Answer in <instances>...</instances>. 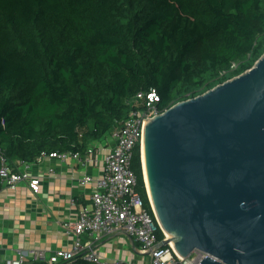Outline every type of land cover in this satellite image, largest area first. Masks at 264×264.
Returning <instances> with one entry per match:
<instances>
[{"label": "trees", "instance_id": "trees-1", "mask_svg": "<svg viewBox=\"0 0 264 264\" xmlns=\"http://www.w3.org/2000/svg\"><path fill=\"white\" fill-rule=\"evenodd\" d=\"M263 54L264 0H0V167L81 154L137 94L167 110ZM131 170L150 212L139 146Z\"/></svg>", "mask_w": 264, "mask_h": 264}, {"label": "water", "instance_id": "water-1", "mask_svg": "<svg viewBox=\"0 0 264 264\" xmlns=\"http://www.w3.org/2000/svg\"><path fill=\"white\" fill-rule=\"evenodd\" d=\"M141 162L157 220L181 259L199 251V264H264V54L147 119Z\"/></svg>", "mask_w": 264, "mask_h": 264}, {"label": "built area", "instance_id": "built-area-1", "mask_svg": "<svg viewBox=\"0 0 264 264\" xmlns=\"http://www.w3.org/2000/svg\"><path fill=\"white\" fill-rule=\"evenodd\" d=\"M235 68L236 65L232 64L231 69ZM158 102V96L154 91L147 95L137 94L133 100L136 105L134 104L135 107L128 118L106 136L109 141L113 142V146H108V153L101 159L103 172L92 191L90 206L82 208L74 222H65L61 227L65 235L73 236L71 247L68 250H56L48 258L42 250L18 252L16 259L6 261L5 264H61L75 258H82L89 264H106L100 260L97 246L103 239L118 234L132 238L138 245L137 254L148 259L146 264L200 263L205 255L199 251L193 252L186 259H181L176 254L157 220L147 188L150 212L144 208L143 200L136 191L137 178L131 170V160L137 146L140 147L141 153L147 119L166 111L157 109ZM98 152L99 148L96 145L93 143L88 145L84 151L86 160L91 161L95 166L99 165ZM68 157L78 160L80 154L41 153L35 161L65 160ZM17 164L25 163L16 162L14 165ZM27 178L25 171L16 172L13 166H10L3 158L1 159L0 185L2 187L13 190L16 184ZM91 182L90 177L80 180L81 185L84 186ZM29 187L33 194H37L39 192L38 179H32ZM159 233L163 236L161 240L157 239ZM157 245L160 247L154 249ZM148 251H151L150 257L146 256ZM115 264L127 263L120 261Z\"/></svg>", "mask_w": 264, "mask_h": 264}, {"label": "crops", "instance_id": "crops-1", "mask_svg": "<svg viewBox=\"0 0 264 264\" xmlns=\"http://www.w3.org/2000/svg\"><path fill=\"white\" fill-rule=\"evenodd\" d=\"M93 144L99 148L97 166L86 160L84 152L78 160L68 157L13 165L16 172L25 171L28 178L13 190L0 186V264L16 259L18 252L42 250L48 258L56 250L71 247L73 236L65 235L62 224L74 222L80 210L90 206L92 191L103 172L101 159L108 153V146H113L106 137ZM84 177H90L91 184L81 185ZM34 178L39 181L37 194L29 187ZM97 251L106 264L148 261L132 250L122 234L103 239Z\"/></svg>", "mask_w": 264, "mask_h": 264}, {"label": "rangeland", "instance_id": "rangeland-1", "mask_svg": "<svg viewBox=\"0 0 264 264\" xmlns=\"http://www.w3.org/2000/svg\"><path fill=\"white\" fill-rule=\"evenodd\" d=\"M145 188H147L146 183H145ZM147 192H148V190H147ZM151 204H152V203H151Z\"/></svg>", "mask_w": 264, "mask_h": 264}, {"label": "bare ground", "instance_id": "bare-ground-1", "mask_svg": "<svg viewBox=\"0 0 264 264\" xmlns=\"http://www.w3.org/2000/svg\"><path fill=\"white\" fill-rule=\"evenodd\" d=\"M142 150V149H141ZM146 183V182H145Z\"/></svg>", "mask_w": 264, "mask_h": 264}]
</instances>
